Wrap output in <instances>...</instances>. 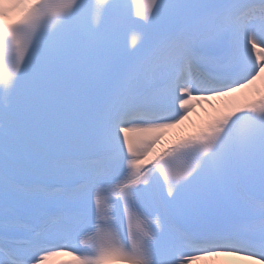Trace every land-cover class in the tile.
<instances>
[{"label": "snow or ice", "instance_id": "snow-or-ice-1", "mask_svg": "<svg viewBox=\"0 0 264 264\" xmlns=\"http://www.w3.org/2000/svg\"><path fill=\"white\" fill-rule=\"evenodd\" d=\"M63 251L264 264V0H0V264Z\"/></svg>", "mask_w": 264, "mask_h": 264}, {"label": "bare ground", "instance_id": "bare-ground-1", "mask_svg": "<svg viewBox=\"0 0 264 264\" xmlns=\"http://www.w3.org/2000/svg\"><path fill=\"white\" fill-rule=\"evenodd\" d=\"M243 96V94H241ZM212 104L216 106L220 111L224 110V102L220 100L212 101ZM212 107H209L208 103L203 102L202 105L194 112L188 115V118L177 128H173L167 131L164 138V143L167 144L170 140L189 132L195 126H199L204 121L209 119L211 115H216ZM238 256L222 253L217 256L206 257L204 259L192 261L191 264H236L235 259ZM257 262V261H255ZM257 264V263H252Z\"/></svg>", "mask_w": 264, "mask_h": 264}]
</instances>
